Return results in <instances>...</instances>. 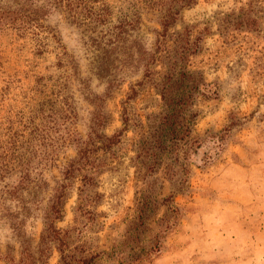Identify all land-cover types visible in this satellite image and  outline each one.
<instances>
[{
	"label": "rangeland",
	"instance_id": "1",
	"mask_svg": "<svg viewBox=\"0 0 264 264\" xmlns=\"http://www.w3.org/2000/svg\"><path fill=\"white\" fill-rule=\"evenodd\" d=\"M105 1L112 14L96 28L81 27L54 9L45 26L34 25L25 33L12 25L0 29V141L11 130L30 136L31 118L41 106L59 110L68 100L75 109L73 116L60 119L61 125L34 139L30 176L22 181L18 175L0 180L1 254L18 258L25 238L37 245L44 229V209L63 183L66 166L77 156L75 136H88L96 110L91 99L98 95L106 99V134L123 128L126 117L129 125L118 157L99 176L104 198L98 207L99 225L90 232L93 244L109 249L121 240L137 215V198L155 192L158 197L174 195L176 203L186 208L180 230L168 239L155 264H264V0H198L183 10L182 20L171 30L193 24L198 30L210 28L195 65L208 82L220 85L217 98L200 97L194 106L199 117L193 136L204 142L193 155L186 191L165 179L164 166L152 177L164 182V187H159L161 181L154 190L147 186L135 160V143L146 130L147 115L160 112L162 102L152 85H136L140 73L119 79L120 70L112 67L114 54L107 59L113 45L111 30L125 16H140L141 37L148 46L154 42L156 30L162 29L158 10L150 3L154 0ZM241 8L252 9L259 30L224 32L222 18ZM72 60L78 72L72 70ZM107 61L111 76L98 73ZM132 86L139 94L129 99ZM138 120L144 128L136 126ZM233 121L238 124L218 144L212 136ZM208 156L211 162L204 165ZM80 186L77 177L59 227L74 224ZM58 259L54 250L48 264H58ZM0 264L8 263L0 258ZM101 264L118 263L104 259Z\"/></svg>",
	"mask_w": 264,
	"mask_h": 264
},
{
	"label": "trees",
	"instance_id": "2",
	"mask_svg": "<svg viewBox=\"0 0 264 264\" xmlns=\"http://www.w3.org/2000/svg\"><path fill=\"white\" fill-rule=\"evenodd\" d=\"M197 2L151 1L152 7L158 10L157 20L162 29L156 30L155 40L150 46L139 33L141 18L138 15L133 18L125 16L110 33L113 45L111 50H107V59L114 54L112 67L120 70L122 78L119 79L140 73L142 79L136 85H152L162 102L160 112L147 115L146 130L141 132L135 143L137 166L152 190L161 181L152 177L163 166L166 180L178 186L180 191L188 190L193 155L198 153L204 142L193 136L194 125L199 117L194 106L200 97L219 96V83L208 82L203 70L195 65V59L205 49L210 28L198 30L197 25L193 24L171 32L182 20L183 10ZM97 3L101 4L98 8L93 6ZM54 9L65 12L73 23L86 26L87 29L105 24L112 14L105 0H0V29L12 25L25 33L34 25L45 26V21H48ZM220 26L224 32L256 31L260 27L252 9L245 8H241L238 13L233 11L227 14ZM71 64L72 70L78 72L73 60ZM99 69L98 73L103 76L112 75L109 61L102 62ZM110 83L112 85L113 81ZM131 88L133 94L129 99L139 94V89L134 86ZM91 101L96 110L90 131L86 139L79 136L74 138L78 153L66 166L63 183L44 209V229L40 240L33 246L25 238L18 258L12 254L3 256L0 252V258L8 264H48L54 250L59 253L58 264H101L104 259L114 260L118 264H155L161 258L168 239L180 230L186 208L176 203L174 195L158 197L155 192L143 193L137 198V215L126 228L123 238L115 240L109 249H101L93 244L90 232L99 225L101 214L98 207L104 198V194L99 191V176L110 168L111 159L118 157L129 118H124L123 128L108 135L104 131L108 123L105 96L96 95ZM66 104L67 108L64 107ZM64 106L59 110H47L45 106L37 108L30 121V136L11 130L8 137L0 141V180L18 175L17 180L22 181L31 175L29 155L33 150L34 139L42 136L47 129L61 125V118L74 115L75 109L68 100ZM237 124L231 122L212 137L218 144H223L233 125ZM136 126L141 129L145 127L140 120ZM21 136L24 138L22 141ZM211 159V156L204 158V165H209ZM77 177L81 179V186L74 224L59 227L58 222L66 214L69 189ZM161 184L159 187L163 188L164 182L161 181ZM9 187L7 185V191ZM163 207L165 210L161 212Z\"/></svg>",
	"mask_w": 264,
	"mask_h": 264
}]
</instances>
